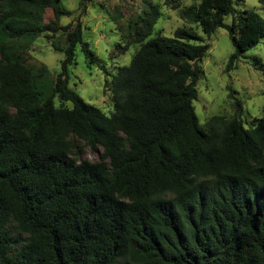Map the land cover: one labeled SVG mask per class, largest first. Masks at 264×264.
<instances>
[{
  "label": "trees",
  "instance_id": "obj_1",
  "mask_svg": "<svg viewBox=\"0 0 264 264\" xmlns=\"http://www.w3.org/2000/svg\"><path fill=\"white\" fill-rule=\"evenodd\" d=\"M238 1L180 12L207 37L227 31V69L264 37V18ZM79 7L63 25L73 11L61 0H0V264H264V113L247 126L236 100L233 115L200 123L193 101L211 44L185 26L148 38L158 4L118 25L117 52L137 47L115 73L83 40ZM40 35L63 52L55 75L26 64ZM77 46L105 73L109 113L69 85ZM84 147L100 158H79Z\"/></svg>",
  "mask_w": 264,
  "mask_h": 264
},
{
  "label": "rangeland",
  "instance_id": "obj_2",
  "mask_svg": "<svg viewBox=\"0 0 264 264\" xmlns=\"http://www.w3.org/2000/svg\"><path fill=\"white\" fill-rule=\"evenodd\" d=\"M63 5L72 10V16L61 18V24L72 22L79 13L80 1L61 0ZM199 0H183L178 8L168 7L164 0H86L87 11L81 17L82 37L89 43L106 69L115 73L117 67L127 65L137 47L131 45L124 54L115 49L120 40L118 25L126 24L129 19H135L139 13L148 7V3L158 4L160 16L154 24L151 37L156 32L173 35L177 27H192L202 35L211 46L201 61L204 76L197 83V98L193 101L195 112L200 123L214 114L231 116L234 104L239 100L242 104V119L246 125L264 113V37L260 41L241 53L235 62V67L227 69V60L234 51L230 36L223 28H218L209 37L203 33L195 23H187L180 12ZM239 9H251L264 18V4L258 0H239L234 5ZM37 16V15H36ZM53 17L50 8L41 9L38 19L47 22ZM118 18L116 21L113 18ZM231 14L224 17L225 23H230ZM57 44H64V35L59 32L54 37ZM63 52L54 50L50 41L44 36H38L28 48L26 64L36 72L41 65H45L51 75H55L60 68ZM76 63L70 67L69 85L87 102L100 107L109 113L113 108V101L109 90H104L105 73L97 65H88L87 59L80 46L75 51ZM55 104L59 101L55 98ZM66 105H70L66 103ZM101 150L93 151L84 147L79 158L98 160Z\"/></svg>",
  "mask_w": 264,
  "mask_h": 264
}]
</instances>
